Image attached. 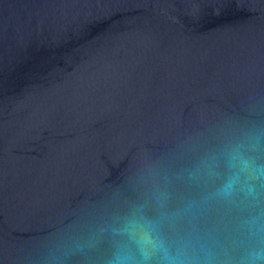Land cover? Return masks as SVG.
I'll return each mask as SVG.
<instances>
[{
  "label": "water",
  "instance_id": "1",
  "mask_svg": "<svg viewBox=\"0 0 264 264\" xmlns=\"http://www.w3.org/2000/svg\"><path fill=\"white\" fill-rule=\"evenodd\" d=\"M264 0H0V264H109L130 220L236 264L264 221Z\"/></svg>",
  "mask_w": 264,
  "mask_h": 264
},
{
  "label": "clouds",
  "instance_id": "2",
  "mask_svg": "<svg viewBox=\"0 0 264 264\" xmlns=\"http://www.w3.org/2000/svg\"><path fill=\"white\" fill-rule=\"evenodd\" d=\"M228 167L232 170L216 191V197L232 201L237 193L256 195V183L264 180V165L233 154ZM248 230L255 244L237 258L236 264H264V221L259 217L248 222ZM116 237L124 238L127 245L118 246L109 264H216L217 257L205 247L196 254L187 245L175 250L169 245L156 224L130 220L121 228L114 229Z\"/></svg>",
  "mask_w": 264,
  "mask_h": 264
}]
</instances>
